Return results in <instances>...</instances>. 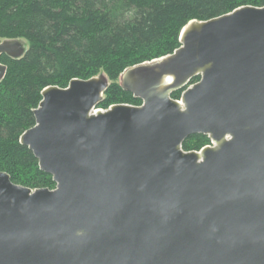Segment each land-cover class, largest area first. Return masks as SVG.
Wrapping results in <instances>:
<instances>
[{"label":"water","instance_id":"water-1","mask_svg":"<svg viewBox=\"0 0 264 264\" xmlns=\"http://www.w3.org/2000/svg\"><path fill=\"white\" fill-rule=\"evenodd\" d=\"M179 42L120 74L139 106L97 109L103 74L41 91L19 143L55 188L0 171V264H264V6L190 21ZM192 135L211 145L184 151Z\"/></svg>","mask_w":264,"mask_h":264},{"label":"trees","instance_id":"trees-1","mask_svg":"<svg viewBox=\"0 0 264 264\" xmlns=\"http://www.w3.org/2000/svg\"><path fill=\"white\" fill-rule=\"evenodd\" d=\"M241 6L263 7L264 0H0V40H23L21 58L0 56V171L30 189H54L31 151L19 143L35 124L33 110L48 86L67 87L72 79L105 75L109 81L97 109L141 101L121 89L127 68L172 54L190 21H206ZM198 81L193 78L190 84ZM182 90L171 93L178 99ZM189 136L184 151L207 144Z\"/></svg>","mask_w":264,"mask_h":264},{"label":"rangeland","instance_id":"rangeland-1","mask_svg":"<svg viewBox=\"0 0 264 264\" xmlns=\"http://www.w3.org/2000/svg\"><path fill=\"white\" fill-rule=\"evenodd\" d=\"M19 41H21L23 47H24L25 50H26V49H27V44L25 43V41H23V40H19ZM118 83H119V78H118ZM177 100H179V99H177ZM138 106H139V105H138ZM209 145H211L210 140H209V142H208L207 144L203 145L201 148H203V147H205V146H209ZM201 148H200V149H201ZM200 149H198V150H200ZM198 150H197V151H198ZM195 151H196V150H195Z\"/></svg>","mask_w":264,"mask_h":264},{"label":"flooded vegetation","instance_id":"flooded-vegetation-1","mask_svg":"<svg viewBox=\"0 0 264 264\" xmlns=\"http://www.w3.org/2000/svg\"><path fill=\"white\" fill-rule=\"evenodd\" d=\"M190 85H191V84H190ZM181 93H182V92H181ZM180 95H181V94H180ZM179 98H180V96H179ZM179 98H178V99H179Z\"/></svg>","mask_w":264,"mask_h":264}]
</instances>
